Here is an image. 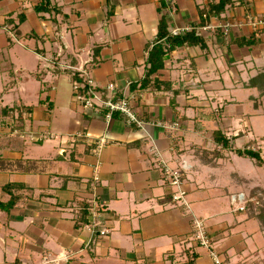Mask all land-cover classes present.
Listing matches in <instances>:
<instances>
[{
	"label": "crops",
	"instance_id": "0c3cea01",
	"mask_svg": "<svg viewBox=\"0 0 264 264\" xmlns=\"http://www.w3.org/2000/svg\"><path fill=\"white\" fill-rule=\"evenodd\" d=\"M42 1L0 0V203L4 186H21L0 209V264H213L195 217L226 263L264 264V229L230 203L251 179L232 152L237 125L264 132V95L249 86L264 73V28L248 21L264 0H233L219 16L220 0H49L52 13H38ZM162 19L201 44L175 47L147 88H132ZM74 73L92 81L94 106L76 98ZM126 96L143 128L98 107ZM152 146L169 167L190 165L187 206L173 202Z\"/></svg>",
	"mask_w": 264,
	"mask_h": 264
},
{
	"label": "built area",
	"instance_id": "2783aa9c",
	"mask_svg": "<svg viewBox=\"0 0 264 264\" xmlns=\"http://www.w3.org/2000/svg\"><path fill=\"white\" fill-rule=\"evenodd\" d=\"M249 24L254 29H261L264 28V15L263 16H249L248 17ZM220 27L223 28L224 34L227 35L232 24L229 22H225L220 24ZM207 28H212L208 26ZM191 31L189 28H174L172 29L171 35L172 36H182ZM86 81V80H85ZM90 87L88 93L93 96L92 98H96L97 94L92 90V81H86ZM73 83V91L78 100L82 103L84 102L88 106H94L91 100V96L85 97L80 93L81 88L83 85L79 82L72 80ZM108 90L114 91V85L109 84L107 86ZM106 110L105 118L110 120L114 114H119L123 116L126 120L128 125L136 124L143 128V123L139 120L135 108L132 103V98L126 96L120 99H108L104 101L100 106ZM106 141L104 139H100L97 144L98 152H100L105 145ZM151 153L155 158H157L156 162L160 169L163 172L164 180L166 184L173 190L171 197L174 203L179 204L181 206H187V190L185 189V182H184V173L188 171L191 167L188 162L184 159L178 162V165L175 168L169 167L165 161L161 160V155L158 149L155 146L150 148ZM244 194H237L232 197V204H236L239 202L243 204L242 207H238V211H243L248 203H253L249 201ZM243 202V203H242ZM192 231H193V239L197 243L200 248L206 249L209 253V256L213 262V264H228L225 260L221 257L219 252L213 247L212 240L207 228L205 221L201 218H194L192 220ZM109 230H104V233H108Z\"/></svg>",
	"mask_w": 264,
	"mask_h": 264
},
{
	"label": "trees",
	"instance_id": "16d2710c",
	"mask_svg": "<svg viewBox=\"0 0 264 264\" xmlns=\"http://www.w3.org/2000/svg\"><path fill=\"white\" fill-rule=\"evenodd\" d=\"M233 0H220V2L216 5H211L210 13L212 15L219 16L223 13L228 5H231ZM50 2L49 0H43L40 6L36 7V12L38 13H52V10L49 8ZM207 19V18H206ZM208 21V19L206 20ZM195 32L193 30L189 31L185 35L182 36H172L170 30L167 28L166 22L164 19L160 21L158 28V42L153 46V48L149 52L148 56V64L149 69L146 72L145 77L136 84H132L131 87H135V85L140 84L141 89H145L148 87L151 81V76L161 69L164 66V60L168 56L170 52L177 46H181L185 43L193 42L194 44H201V41L195 37ZM200 39V38H199ZM73 80L79 82L83 85L80 93L85 97H89V85L86 81H84L80 75L74 73ZM250 87L257 88L262 95H264V73L259 74L255 78H253L249 84ZM30 111V108H24ZM213 139L217 147L222 150L232 151V146L230 143V139L226 137V135L221 131H216L213 134ZM216 156H219V152H214ZM234 153L242 158H248L255 162L256 166L264 168V158L260 151L253 150L250 147H244L243 149L234 150ZM20 185L10 184L6 185L2 188V191L10 195V200L6 203H0V209L5 212H9L16 205L19 200V196L16 195L13 190L19 189ZM17 189V190H18ZM264 229V208L259 209V213L256 216Z\"/></svg>",
	"mask_w": 264,
	"mask_h": 264
},
{
	"label": "rangeland",
	"instance_id": "374dc122",
	"mask_svg": "<svg viewBox=\"0 0 264 264\" xmlns=\"http://www.w3.org/2000/svg\"><path fill=\"white\" fill-rule=\"evenodd\" d=\"M253 109V108H249ZM264 126V122H263ZM214 125L208 127V131H212L214 129ZM236 131H239V136L233 138V147L234 150L237 149H243L244 147L250 146L253 150L260 151L261 154L264 156V132L260 133L256 132L254 130V127L251 126L248 127V125L245 123V120L242 119L238 125ZM236 131H228L230 135L234 134ZM252 132L253 136L250 137L249 133ZM252 138V139H251ZM208 141V140H207ZM234 150L232 152H234ZM233 154V153H232ZM240 161L239 164L241 165L242 171H245L251 179L246 180L243 182L244 184H240L243 189H245L244 194L249 201H252L253 203H248L243 211L239 210L240 212H248L251 214V218L255 219L259 225V227L262 228V225L260 224V221L256 217L259 213V209L264 208V168L256 167L252 160L242 157H237ZM231 177V176H230ZM231 180V178H229ZM228 179V180H229ZM237 183H242L240 180H236ZM240 181V182H239ZM232 183H235V180L232 178ZM257 186V187H256ZM239 194V193H237ZM231 195L230 197V203L231 206L234 208L235 211H238V207H242L243 204H240L237 202L236 204H232V197L237 195ZM243 203V202H242ZM196 218V217H195ZM206 250V249H205Z\"/></svg>",
	"mask_w": 264,
	"mask_h": 264
}]
</instances>
